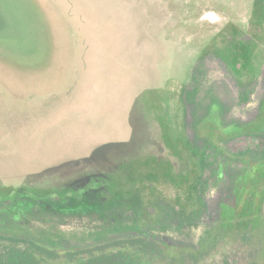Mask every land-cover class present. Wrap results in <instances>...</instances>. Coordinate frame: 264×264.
I'll use <instances>...</instances> for the list:
<instances>
[{
  "label": "rangeland",
  "instance_id": "rangeland-1",
  "mask_svg": "<svg viewBox=\"0 0 264 264\" xmlns=\"http://www.w3.org/2000/svg\"><path fill=\"white\" fill-rule=\"evenodd\" d=\"M259 141L264 0H0V251L264 264Z\"/></svg>",
  "mask_w": 264,
  "mask_h": 264
},
{
  "label": "trees",
  "instance_id": "trees-1",
  "mask_svg": "<svg viewBox=\"0 0 264 264\" xmlns=\"http://www.w3.org/2000/svg\"><path fill=\"white\" fill-rule=\"evenodd\" d=\"M258 148H264V142L259 141ZM254 148V147H252ZM0 264H43L34 252L27 248L5 247L0 251ZM76 264H143L139 256L124 252L113 254L90 255L82 258Z\"/></svg>",
  "mask_w": 264,
  "mask_h": 264
}]
</instances>
